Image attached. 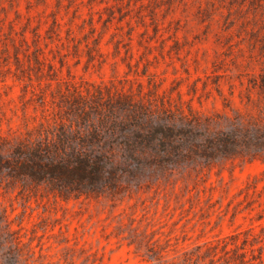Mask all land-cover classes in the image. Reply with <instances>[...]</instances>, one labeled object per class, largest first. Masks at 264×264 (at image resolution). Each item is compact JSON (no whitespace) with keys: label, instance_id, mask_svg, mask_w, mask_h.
Here are the masks:
<instances>
[{"label":"rangeland","instance_id":"obj_1","mask_svg":"<svg viewBox=\"0 0 264 264\" xmlns=\"http://www.w3.org/2000/svg\"><path fill=\"white\" fill-rule=\"evenodd\" d=\"M119 2L131 5L135 24L144 2V12L151 10L149 26L139 25L129 40L126 25L124 37L112 25L96 47L93 38L88 43L83 37L88 27L80 25L92 10L98 18L107 3L0 0V139L22 137L61 108L64 112L63 99L73 93L102 103L116 96L143 104L151 110V136L157 122L169 116L233 115L232 107H225L228 99L244 108L240 96L264 71V43L250 38L253 22L242 23L251 11L235 10L230 22L227 0L209 24L198 18V0H176L172 7L167 0ZM55 20L61 38L54 33ZM113 32L122 40L118 55L109 42ZM34 39H40L38 59ZM90 48L94 59L88 63ZM0 184H11L4 172ZM122 184L127 187L118 192L70 199L54 196L44 184L28 195L7 188L0 200L14 227L22 222L29 235L36 230L44 252L57 264H151L145 258L153 241L189 248L250 227L259 232L264 225V217L257 219L264 214L261 159L217 156L176 163L161 149L151 164L123 173ZM132 239L142 247L129 244Z\"/></svg>","mask_w":264,"mask_h":264},{"label":"trees","instance_id":"obj_2","mask_svg":"<svg viewBox=\"0 0 264 264\" xmlns=\"http://www.w3.org/2000/svg\"><path fill=\"white\" fill-rule=\"evenodd\" d=\"M116 1L113 4L110 0H89L91 4H107L98 10V18L93 10L88 18H83L80 26L88 27L83 36L88 43L93 38L95 46H99L112 25L121 30V37L126 25L129 40L133 39L139 25L149 26L146 19L151 18V10L144 12V2H140L135 24L131 5L125 7L123 2ZM175 1L167 0V3L172 7ZM226 1L198 0L199 20L210 24ZM228 2L229 21L235 19L232 17L235 10L251 11L252 16H245L242 23L253 22L250 38L264 43V0ZM60 30V22L55 20L54 33L59 38ZM116 35L118 32H113L109 40L114 43V55L120 54L122 43L115 39ZM39 40L34 39L35 59L41 51ZM80 43L79 40L74 46L73 53L77 57L81 56ZM87 54V62L91 63L92 48ZM96 92L102 95L101 90ZM63 101L67 106L64 112L61 108L55 117L45 118L22 137L0 139V175L4 172L11 183L0 184V196L1 189L7 188L18 189L21 195L36 194L41 184L62 199L118 192L127 187L122 184L123 173L133 174L151 164V156L160 158L161 149L163 156L176 163L217 156L243 161L264 160V71L249 80L246 95L240 96L244 108L231 106L233 101L228 99L225 107H232L233 115L225 111L216 118H203L198 114L179 119L169 116L157 122L152 136L151 110L143 104L132 103L128 97L112 96L108 103H102L88 94L73 93ZM18 182L23 184H16ZM263 217L264 214H259L257 219ZM21 223L18 228L14 227L11 212L0 200V264H57L44 252V242L37 231L32 230L29 235ZM37 238L38 243L34 244ZM129 244H135L137 249L142 247L141 242L133 239ZM170 245L169 241L165 244L153 241L147 246L146 261L151 260V264H264V225L259 232L250 227L189 248H169Z\"/></svg>","mask_w":264,"mask_h":264}]
</instances>
